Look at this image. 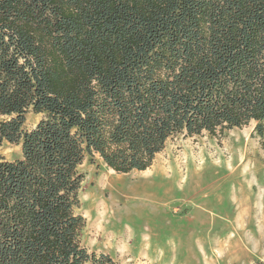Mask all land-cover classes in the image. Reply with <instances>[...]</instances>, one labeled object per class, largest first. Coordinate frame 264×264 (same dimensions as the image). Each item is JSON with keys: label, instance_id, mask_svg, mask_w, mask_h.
<instances>
[{"label": "trees", "instance_id": "trees-1", "mask_svg": "<svg viewBox=\"0 0 264 264\" xmlns=\"http://www.w3.org/2000/svg\"><path fill=\"white\" fill-rule=\"evenodd\" d=\"M251 123L264 147V0H0V264H123L83 242L85 159Z\"/></svg>", "mask_w": 264, "mask_h": 264}, {"label": "rangeland", "instance_id": "rangeland-1", "mask_svg": "<svg viewBox=\"0 0 264 264\" xmlns=\"http://www.w3.org/2000/svg\"><path fill=\"white\" fill-rule=\"evenodd\" d=\"M42 117L30 110L25 127ZM253 130L251 123L216 136L174 137L141 171L117 172L87 157L78 209L84 244L123 264L264 259V147ZM21 155V144L0 145V158Z\"/></svg>", "mask_w": 264, "mask_h": 264}, {"label": "bare ground", "instance_id": "bare-ground-1", "mask_svg": "<svg viewBox=\"0 0 264 264\" xmlns=\"http://www.w3.org/2000/svg\"><path fill=\"white\" fill-rule=\"evenodd\" d=\"M244 225V224H243ZM209 232V231H208ZM233 235V234H232ZM220 243V242H219ZM226 246V245H225ZM222 249H224V248H222ZM223 253V252H222ZM223 254H225V253H223ZM223 256V255H222Z\"/></svg>", "mask_w": 264, "mask_h": 264}]
</instances>
